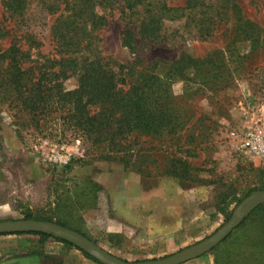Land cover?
Listing matches in <instances>:
<instances>
[{
    "label": "rangeland",
    "instance_id": "obj_1",
    "mask_svg": "<svg viewBox=\"0 0 264 264\" xmlns=\"http://www.w3.org/2000/svg\"><path fill=\"white\" fill-rule=\"evenodd\" d=\"M1 1V20L12 27ZM205 1L204 14L189 25L167 23L162 39L140 42L135 51L121 44L126 29L118 12L96 8L106 23L60 82L63 92H74L84 76L81 102L71 97L28 116L0 95V222L30 213L126 262L152 261L208 238L239 202L225 205L264 190V158L240 149L249 131L264 128V0ZM52 21L30 8L28 33L40 44L32 63L50 57ZM95 63L107 69L97 71ZM112 85L127 96L113 98ZM130 99L146 112L142 129L128 122ZM253 220L184 264H264ZM7 236L16 239L0 244L7 253L0 261L96 264L52 239Z\"/></svg>",
    "mask_w": 264,
    "mask_h": 264
},
{
    "label": "trees",
    "instance_id": "obj_2",
    "mask_svg": "<svg viewBox=\"0 0 264 264\" xmlns=\"http://www.w3.org/2000/svg\"><path fill=\"white\" fill-rule=\"evenodd\" d=\"M32 6L40 8L46 16L53 18L49 29V38L53 49L49 58L40 56L42 58L40 64L31 61L32 52L36 51L37 53L40 46L38 40L33 34L28 33L27 29L28 14ZM1 7L7 15L5 20L12 23V27L4 26V20H1L0 17V41L11 37L9 46L0 49V95H2L3 100L10 101L11 104L15 103L22 112L32 116L49 104L58 105L68 102L71 97L74 98V102H81V96L86 93L87 87L84 76L79 83V88L74 92H63L60 82L70 77L72 70L76 68L77 60L80 59V54L93 38L92 35L106 23L103 16L97 15L96 8H107L118 12L126 29L121 34V44L126 49L135 51L140 42H154L162 39L167 23L179 24L183 28L189 25L194 14H204L203 9L206 8V1L186 0L183 7H172L165 0H3ZM18 31L24 35L17 37ZM93 65H96L97 71H102V68L107 69L106 66L99 65V63ZM111 69L107 72H110ZM120 88L121 86L112 85L108 89L109 91H116L113 98L119 95H122V98L127 96L129 91L122 92ZM95 91L100 93L98 98H107V95L101 90ZM129 102L131 106L128 122L132 123V128L142 129L146 112L143 110L141 100L130 99ZM87 126L89 124L86 122L85 127ZM241 200L236 199L225 207L227 208L228 205L238 203ZM224 216L225 219H229L226 210ZM254 218L258 220L256 221V228L262 237V240L254 244V247H264V204L242 219L238 228L245 223L252 222ZM24 220L53 223L52 220L33 219L30 213L24 215ZM54 223L83 235L63 223ZM11 235H35L42 239H52L76 249L85 258L99 264L71 244L52 236L40 233Z\"/></svg>",
    "mask_w": 264,
    "mask_h": 264
},
{
    "label": "water",
    "instance_id": "obj_3",
    "mask_svg": "<svg viewBox=\"0 0 264 264\" xmlns=\"http://www.w3.org/2000/svg\"><path fill=\"white\" fill-rule=\"evenodd\" d=\"M264 204V190L256 191L242 199L232 210L230 218L211 236L162 259L126 262L115 257L88 240L83 235L55 223L36 220L0 222V236L19 233H40L63 240L86 253L99 264H184L210 252L224 241L256 208Z\"/></svg>",
    "mask_w": 264,
    "mask_h": 264
},
{
    "label": "built area",
    "instance_id": "obj_4",
    "mask_svg": "<svg viewBox=\"0 0 264 264\" xmlns=\"http://www.w3.org/2000/svg\"><path fill=\"white\" fill-rule=\"evenodd\" d=\"M242 153L254 158H264V128L249 131L240 147Z\"/></svg>",
    "mask_w": 264,
    "mask_h": 264
},
{
    "label": "crops",
    "instance_id": "obj_5",
    "mask_svg": "<svg viewBox=\"0 0 264 264\" xmlns=\"http://www.w3.org/2000/svg\"><path fill=\"white\" fill-rule=\"evenodd\" d=\"M126 222L129 221V219L125 220ZM135 221V219L133 220ZM13 238H10V236H0V244L4 243L5 241H9L10 239H16L14 236H12ZM7 253H1L0 252V256L1 255H5ZM13 254V253H12ZM11 253L9 255H12ZM45 259H39L37 257H11V258H6L2 261H0V264H43L45 263Z\"/></svg>",
    "mask_w": 264,
    "mask_h": 264
}]
</instances>
